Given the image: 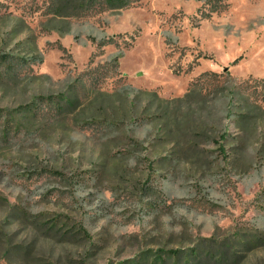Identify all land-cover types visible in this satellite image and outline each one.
Listing matches in <instances>:
<instances>
[{
  "label": "rangeland",
  "instance_id": "374dc122",
  "mask_svg": "<svg viewBox=\"0 0 264 264\" xmlns=\"http://www.w3.org/2000/svg\"><path fill=\"white\" fill-rule=\"evenodd\" d=\"M131 1L0 0V264H264V0Z\"/></svg>",
  "mask_w": 264,
  "mask_h": 264
},
{
  "label": "trees",
  "instance_id": "16d2710c",
  "mask_svg": "<svg viewBox=\"0 0 264 264\" xmlns=\"http://www.w3.org/2000/svg\"><path fill=\"white\" fill-rule=\"evenodd\" d=\"M62 1V5L65 6L68 0H60ZM132 2L131 0H82L80 7H84L82 3H87L86 7L92 8L97 6L100 7V10H107V9H120L125 7L128 3ZM118 57L114 56L116 60ZM59 106H64L67 98L61 96L58 100ZM171 252V251H170ZM171 253L178 254V250H174Z\"/></svg>",
  "mask_w": 264,
  "mask_h": 264
}]
</instances>
